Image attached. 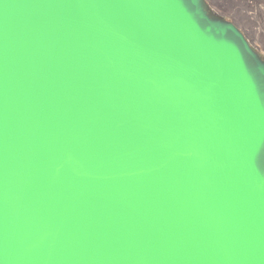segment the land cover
I'll return each instance as SVG.
<instances>
[{
    "label": "water",
    "instance_id": "1",
    "mask_svg": "<svg viewBox=\"0 0 264 264\" xmlns=\"http://www.w3.org/2000/svg\"><path fill=\"white\" fill-rule=\"evenodd\" d=\"M0 264H264V57L207 0H0Z\"/></svg>",
    "mask_w": 264,
    "mask_h": 264
},
{
    "label": "rangeland",
    "instance_id": "2",
    "mask_svg": "<svg viewBox=\"0 0 264 264\" xmlns=\"http://www.w3.org/2000/svg\"><path fill=\"white\" fill-rule=\"evenodd\" d=\"M218 12L235 22L264 57V0H212ZM232 15L233 18H229Z\"/></svg>",
    "mask_w": 264,
    "mask_h": 264
},
{
    "label": "bare ground",
    "instance_id": "3",
    "mask_svg": "<svg viewBox=\"0 0 264 264\" xmlns=\"http://www.w3.org/2000/svg\"><path fill=\"white\" fill-rule=\"evenodd\" d=\"M219 0H216V2H218ZM207 2L209 3V5L211 6V8L218 13L220 16L224 17L220 12H218L219 10L217 9L216 4L212 1V0H207ZM218 10V11H217ZM230 16V15H229ZM225 18V17H224ZM229 18H233V16L231 15Z\"/></svg>",
    "mask_w": 264,
    "mask_h": 264
}]
</instances>
